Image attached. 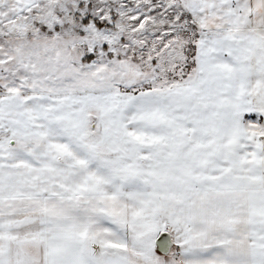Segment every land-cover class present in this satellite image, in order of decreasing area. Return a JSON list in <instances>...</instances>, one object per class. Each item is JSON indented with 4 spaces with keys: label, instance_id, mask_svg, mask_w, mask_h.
Segmentation results:
<instances>
[{
    "label": "snow or ice",
    "instance_id": "6c2138e0",
    "mask_svg": "<svg viewBox=\"0 0 264 264\" xmlns=\"http://www.w3.org/2000/svg\"><path fill=\"white\" fill-rule=\"evenodd\" d=\"M0 264H264V0H0Z\"/></svg>",
    "mask_w": 264,
    "mask_h": 264
}]
</instances>
